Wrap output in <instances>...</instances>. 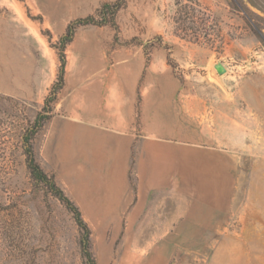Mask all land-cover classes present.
I'll use <instances>...</instances> for the list:
<instances>
[{
    "label": "rangeland",
    "instance_id": "1",
    "mask_svg": "<svg viewBox=\"0 0 264 264\" xmlns=\"http://www.w3.org/2000/svg\"><path fill=\"white\" fill-rule=\"evenodd\" d=\"M119 79L148 96L150 131L158 122L219 153L196 189L182 179L202 215L168 264H264V0H0V264H90L74 213L31 176L34 130L36 159L82 213L96 264L161 250L134 242L164 232L128 231L125 215L121 229L90 222L77 204L82 166L65 139L78 90L106 96Z\"/></svg>",
    "mask_w": 264,
    "mask_h": 264
},
{
    "label": "crops",
    "instance_id": "2",
    "mask_svg": "<svg viewBox=\"0 0 264 264\" xmlns=\"http://www.w3.org/2000/svg\"><path fill=\"white\" fill-rule=\"evenodd\" d=\"M139 89L138 80L124 79L117 80L106 96L98 95L96 86L83 92V97L79 89L76 137L71 133L73 137L65 141L76 145L83 168L77 204L88 221L110 216L113 228L121 229L125 215L128 231L164 232L161 238L134 242L160 251L144 263V258L139 261L134 255L123 264H168L173 251L169 248L180 246L181 231L196 229L202 215L187 206L191 201L195 205L196 197L182 198V179L186 187L192 184L196 189L198 171L204 174L208 163L213 166L210 157L219 153L215 148H198L182 133L158 122L150 131V101L148 96L139 98ZM227 198L225 188L221 199L211 197L210 203L214 206Z\"/></svg>",
    "mask_w": 264,
    "mask_h": 264
},
{
    "label": "trees",
    "instance_id": "3",
    "mask_svg": "<svg viewBox=\"0 0 264 264\" xmlns=\"http://www.w3.org/2000/svg\"><path fill=\"white\" fill-rule=\"evenodd\" d=\"M107 7V6H105ZM104 7V8H105ZM119 6L116 7L118 9ZM87 19H82L79 21V23H86ZM101 23H106V21H102ZM73 38V32L71 28H68V31L66 32L65 36L62 38V51H61V60H62V66H65V56H64V49L68 43L71 42ZM62 73L64 72V68L61 71ZM64 83V78L63 74L60 76V85L59 88L63 86ZM39 126V125H38ZM36 131L34 130L33 133L31 134V137H27L26 143L28 144L26 148V155H27V165L30 170L31 176L33 179L38 180L41 182L43 185L46 186V188L52 192L59 200H61L68 209H70L76 218V221L79 225V227L82 229L83 236L84 238L82 239V250L84 257L89 261L90 264H96L95 259L93 258L92 252L90 250V229L85 222L82 213L80 212L79 208L77 205L65 194L64 190L59 187V185L56 183V180L53 176L48 175L40 166L38 163L33 147L30 145L29 141L33 137V134Z\"/></svg>",
    "mask_w": 264,
    "mask_h": 264
},
{
    "label": "water",
    "instance_id": "4",
    "mask_svg": "<svg viewBox=\"0 0 264 264\" xmlns=\"http://www.w3.org/2000/svg\"><path fill=\"white\" fill-rule=\"evenodd\" d=\"M219 70H223L224 67L222 65H218Z\"/></svg>",
    "mask_w": 264,
    "mask_h": 264
},
{
    "label": "bare ground",
    "instance_id": "5",
    "mask_svg": "<svg viewBox=\"0 0 264 264\" xmlns=\"http://www.w3.org/2000/svg\"><path fill=\"white\" fill-rule=\"evenodd\" d=\"M223 71H224V69H223Z\"/></svg>",
    "mask_w": 264,
    "mask_h": 264
}]
</instances>
